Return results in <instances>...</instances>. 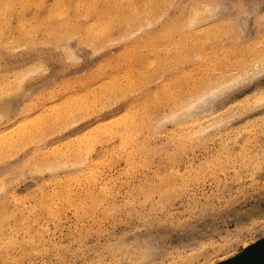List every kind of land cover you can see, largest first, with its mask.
I'll return each instance as SVG.
<instances>
[{"label": "rangeland", "instance_id": "1", "mask_svg": "<svg viewBox=\"0 0 264 264\" xmlns=\"http://www.w3.org/2000/svg\"><path fill=\"white\" fill-rule=\"evenodd\" d=\"M60 1L42 0L43 5L35 8L32 2L22 0L24 4H20L18 0H7L4 4L2 0L6 7L3 14L7 16H3L0 29V82L12 80V76L15 79V70L21 67L40 69H34L37 72L23 77L25 87L30 89L29 94L36 91L31 97L33 102L9 123L0 122V131H3L0 136L10 133L11 129L13 131L15 125L18 128L21 123L30 125L35 122L32 118L33 122L24 119L34 118L39 110L41 113L45 109L51 112L50 90L55 92L57 88L62 94L56 93V98L61 97L62 100L65 95L68 98L74 94L76 97L88 94L86 97H89L86 92L91 94L94 89L92 97H96L91 100L92 103H88L87 108V103L82 107L85 110L90 107L92 110L95 107V111L96 108L100 110L89 113V109L87 115L83 114L82 117L79 109L78 113L71 110L72 114L65 115L66 118L47 117L44 126L36 127V138L24 136L23 140L24 137L17 138L15 133H10L16 136V140L22 141L13 142L10 148L7 146L9 142L0 146L5 148L0 149V164L6 165L10 160L9 153H15V147L18 148L21 142L25 148L18 155H25L24 159H27L23 166L25 168L22 167L24 176L8 190L0 191V264H182L193 256L198 258V264L202 260L201 264H213L238 253L243 248V242L250 243L262 237L264 106L253 100L258 93H264V77L257 76L251 82L239 84L211 102L210 111L207 110L209 106L204 107L206 109L198 108L200 114L196 110L198 115H193V118L176 122V118L185 116L188 111L184 109L175 115L171 112L178 109L182 97H186L193 88L194 97L199 96L210 88L220 72L225 71L227 76H231L242 73L249 61L253 63L254 59H240L238 52L235 56L231 43L236 46L246 43L249 51L254 41L264 34V0H202L213 5L210 10V13H214L212 15L220 13L213 16L212 21L216 23L213 34L222 38L206 42L209 43L207 46L210 49L229 47L228 60L222 57L220 49L223 60L194 55V67L188 61L179 62L177 66H174L175 63L168 64L171 70H165V67L164 72L157 71L155 58L169 46L172 48L169 47V53L175 49L173 44L159 48L160 39L157 37L156 42H152L153 47L147 45L150 50L153 49L150 51L147 48L146 54L149 56L144 54L142 62L138 59L142 56L131 62L122 59L115 61V66H120L122 70H119V74H110L113 79L105 76L101 79L99 85L105 83L102 97L98 92L101 85H97L99 73L90 76L92 78L82 77L81 83L72 84V76L81 79V71L94 66L96 62L98 64L99 56L103 55L100 50L92 52L89 44L84 43L79 35L69 33L66 42H72L69 39L72 37L75 41L71 45L82 48L78 49L81 58L75 61L68 53L64 55L54 42L48 44L40 42L39 37L28 38L30 25L35 23L36 16L42 15L53 5L63 4ZM186 1L175 0L173 6L165 11L166 19L178 16L179 7ZM18 10L20 12L17 14ZM82 15L79 23L86 21ZM223 25L227 30L223 29ZM224 30L225 33L222 32ZM244 33L248 35L246 38ZM259 46L264 47V44ZM115 47V44H110L112 50ZM181 67H191L194 78H184L179 72ZM44 68L46 71L42 70ZM213 68H216L215 72H212ZM64 80L72 82L63 89ZM108 80H114L115 86L119 84L116 92L115 88L107 91ZM120 84L124 85L120 87ZM69 89L73 90L71 93L82 90L85 94H78L77 91L63 93ZM48 105L50 108H47ZM128 105L129 114L126 117L121 112L124 110L123 113H126ZM113 121L116 124L110 125ZM104 125L107 133L102 130L105 129ZM154 125L156 128H151ZM65 138H72L68 146L62 142ZM55 143L57 145L53 147ZM6 147L9 153L5 152ZM34 157L37 158L36 162ZM78 160L80 164L71 168L68 166L70 161ZM45 161L69 162L61 175L49 179L44 165L37 166ZM33 162L35 165H32ZM35 166L42 171L41 175ZM40 185H43L42 189ZM39 189L44 196L34 200V194H38ZM31 208H34L33 212ZM227 240H232L233 245L226 250L222 248L224 251L221 248L216 251ZM144 249L145 254H142Z\"/></svg>", "mask_w": 264, "mask_h": 264}, {"label": "bare ground", "instance_id": "2", "mask_svg": "<svg viewBox=\"0 0 264 264\" xmlns=\"http://www.w3.org/2000/svg\"><path fill=\"white\" fill-rule=\"evenodd\" d=\"M6 1L7 0H4V4L6 3ZM18 1L20 2V4H24L22 2V0H18ZM23 1L25 3L32 2L35 8H40L43 5L42 0H34V1L33 0H23ZM174 1L175 0H62L60 2L63 4L53 5L49 10H44L42 15L36 16L37 19L34 17L36 19V21H35V23L30 25V33L28 35V38L39 37L41 40L40 42H44V43H48V44L54 42L55 46H59L61 49V52L65 53L64 55H66V53H68L70 58L74 59L75 61H78V59L81 58V56H82V55L81 56L79 55V50H78L81 47L77 48V47L71 45L73 43V40H74L72 37L69 38L70 40H72V42L71 41H70V43L66 42V40L68 41L67 35L69 33H75V34L79 35V37L82 39V41L84 43L89 44L88 46L91 47L92 52L97 53L98 50L101 51L100 53L103 55L99 56L98 64L96 62L94 66L92 65L88 69H86L85 71H81V74H80L81 79L79 76L77 79H76V75L72 76L74 79L73 82L71 81L72 84L74 82L75 83H79V82L81 83L83 81L82 77L83 78L87 77V76L90 77V76H94V75L99 73V80L97 79L98 84L96 82V84L99 85V83L102 82L101 79H103L104 76H105V78H107V77L111 78L110 74H116V73L119 74L120 66H118V67H117V65L115 66V61H117L119 59L127 60V61L130 60V62H131V60L133 61V59H137L138 56H142V57L138 58V59H140V62H142V58L144 57L143 55L146 54V51L148 48L147 45H151L153 47L154 45H152V42L157 37L160 39V47L159 48H161V49L166 48V46H169L172 44L175 46V49L170 53H169L170 50H168L170 46L166 48L167 49L166 51H161V55H159V53L157 52L159 55V57L155 58V62L157 63V67H158L157 71L162 72L165 67H166L165 70H167L168 69L167 65L171 64V63H172V65H173V63H175L174 66L175 65L177 66V64L179 62L183 63V62H188V61L191 62L190 66L194 67V58L196 59V56H198V57L200 56V57H204V58L207 56V57H209V60H213V59L223 60V58L227 59V56L229 53V49H228L229 47L223 46L221 48L216 47V48L210 49L207 46L209 43H206V42H210L213 39H217V38L221 39L222 38V37L220 38V36L217 37L215 34H213L214 29H215L214 25L216 24V23H213V21H212L213 16L220 14V13H215V15H212L214 13L213 12H211L212 14L210 13V10L213 8V5L211 6L209 2L208 3L203 2L202 0H187L185 4H183L182 6L179 7L178 16H175V17L170 16L166 19L165 11L168 9V7L173 6ZM8 2H10V1H8ZM13 3H15V2H13ZM4 4H2V0H0V29H1L3 21H4L3 16H7V15L3 14L4 13V10H3ZM7 4L10 6V3H7ZM7 4H6V6H7ZM211 4H213V3H211ZM16 12L18 14L20 12V10H18ZM82 14L86 17V21H84V23H79L80 18H82L81 17ZM5 20H7V19H5ZM18 21H20V19ZM258 21H259V19H258ZM5 22H7V21H5ZM21 23L23 24L24 22H21ZM157 23H159L158 26H156ZM221 24H223V23H221ZM20 25L21 24H19V26ZM223 29L227 30V27L225 25H223ZM238 29H240V27ZM244 30H246V29H244ZM19 32H21V31H19ZM222 32L225 33L226 31L224 30ZM245 33H247V32H245ZM245 33L243 35H246V36H244L246 38L248 35ZM240 34H241V32H240ZM260 37H261V39H260ZM260 37H258V39H256L254 41L253 47L249 51H247L248 48L246 47V45H247L246 43L239 44L238 46H236V44L231 43V48H232L233 54H235V53L237 54V52H238V54H239L238 57L244 61L248 60V59H254L253 63H251L249 61L246 64V68L243 70L242 73H236L234 75L227 76V74L224 73L225 71L220 72L215 77L214 83L211 86H209L210 88L206 89L205 91H202L200 94H198L199 96L194 97V88H193V90L190 93H188L186 97H184V98L182 97L181 102L178 103V109L171 112L172 115H175L176 113L181 112L184 109H186L188 111V113L185 116L182 115L180 118H178V119L176 118V122H177V120H186L189 118H193V115L195 117V115L197 114L196 113L197 111H198V114H200L198 108L206 109L204 107L209 106V108L207 107V110L210 111L211 110L210 109L211 102H214L215 100L219 99L220 95H225V94L229 93L233 88H235L236 86L239 85L235 82L240 81L241 78L244 77L246 73H250L251 71L258 69L259 66L264 64V59H263L264 58V47L259 46V45L264 44V34ZM237 38H238V36L235 38V40H237ZM156 40H155V42H156ZM26 42H28V41H26ZM3 44H4V42H3ZM110 44H115L116 47L112 50L110 48ZM22 46H24V45H22ZM240 46H243V47L241 50H238V48ZM20 47H21V45H20ZM104 49H107V50H104ZM148 49L150 50V47ZM152 49L153 48H151L150 51H152ZM220 49L222 51V57L223 58L220 56ZM105 51H109V52L105 53ZM107 53H109V54H107ZM218 53H219V55H218ZM236 54H235V56H236ZM194 55H196V56H194ZM148 56H149V54L147 55V57ZM197 59H199V58H197ZM135 61H137V60H135ZM83 62H85V61H83ZM128 65H130V64H128ZM37 66H38V64H37ZM125 66H126V64H125ZM148 66H149V64H148ZM169 66H171V65H169ZM143 67H144V65H143ZM191 67L188 69H184L183 67H181L179 69V72L181 73V75L184 78H188V77L194 78L193 77V70ZM172 68H173V66H172ZM34 69L38 70L40 68L34 67ZM34 69L30 68V66L18 68L17 70H15L16 71L15 79L12 76V78L14 80L8 79V81L5 80L3 83L0 82V98H2V99H0V122H3L5 124L9 123L13 117H16L19 114H21L26 109V107H28V105L31 104V102H33L31 97L33 94L36 93V91H33L31 94H29L30 89L25 87L23 79L25 78V76H29V75L33 74L34 71L37 72V70H34ZM169 69H170V67H169ZM42 70L46 71L45 68ZM18 71L22 72V74L21 75H20V73L18 74ZM44 71H42V72H44ZM215 71H216V68H213L212 72H215ZM17 74L19 76H17ZM82 75H84V76H82ZM90 78H92V77H90ZM73 79H71V80H73ZM111 79H113V78H111ZM76 80H77V82H76ZM80 80H82V81H80ZM71 82H70V80L69 81L64 80L62 82L63 83L62 88L64 89ZM104 84H102V85L100 84L101 86L99 85L100 87H98L99 88L98 92L100 91L99 94L101 95V97L105 94V90H102V87L104 86ZM90 85L92 86V84H90ZM122 85H124V84H122ZM122 85L120 84V87H122ZM114 86H115L114 80H108L107 81V91H110L112 88L113 89L115 88V92H116L119 88V84H118V86H115V87ZM94 87H95V85L93 86V88ZM91 88H90V90H91ZM53 89H55V88L53 87ZM71 90L72 89L65 90L63 93L65 94L67 92H70ZM84 90H86V87L84 88ZM92 90L93 91L91 94H90V92H88L86 90L87 91L86 93H89V95H90L89 97L88 96L86 97V95H88V94H86L83 97L82 95L80 96V95H77V93H76V95L78 97H76L74 94V96L72 95V96H69L67 98V96L65 95V98L63 96V100L61 97H60V99L56 98V93H59L60 95L62 94V91L59 90V88H57L55 90V92H54V90H50V93L52 95V99H50V102L54 106V107L51 106L52 107L51 112H49L50 110L49 111L47 110L49 113L48 114L47 111H45L46 110L45 109L44 111L42 110L44 113H41L39 110L38 111L39 114H37L38 112L36 111L37 113L34 114L35 115L34 118L30 117L29 119L28 118L24 119V121L26 120L27 122H28V120H30L31 122H33V121H35V122L30 123V125H23L25 122L23 124L21 123V125H23V126L20 125L21 127L18 126V128L16 127V125L14 126L15 128L12 125V127L16 130L13 129V131H12V129H11L10 133L11 134L15 133L17 138H18V136H19V138H21L20 136H22V137L29 136V138L31 139V135L34 138H36L37 137V134L35 133V131L37 130L36 127H38V126L40 127L41 125L44 126L45 125L44 123L46 122L45 118L46 119H47V117L53 118L55 116L58 119V118L64 117L65 115L68 116V114L71 112V110H74V111L76 110V113H78L79 110H81V111L85 110V108H84L85 104L87 103V105H86V108H87V106H89L88 103L89 102L92 103L91 100L94 97H96L95 95H94V97H92V95L95 94L94 89H92ZM60 91H61V93H60ZM76 91L78 92V90H76ZM76 91H74V92H76ZM74 92H72V93H74ZM80 92H82V94H85V93H83L84 91H82V90H80L78 92V94H80ZM71 94H68V95H71ZM57 97H59V95ZM90 97H92V98L89 99ZM104 97H106V96H104ZM87 99H88V102H87ZM254 99L255 100H253V101L256 103H258L259 100H264V93L263 92L258 93L257 95L254 96ZM60 100H62V101H60ZM68 100H70L71 102ZM77 100H78V102H77ZM95 100H97V99L95 98ZM5 101H6V103H5ZM68 102H70V103L68 104ZM93 102H94V100H93ZM231 103H232V101H231ZM231 103H229V104L232 105L233 103L232 104ZM238 103H240V101ZM229 104H227V105H229ZM129 105H130V103H129ZM129 105L127 106V108H125L126 113H123L124 110H123V112H121L126 117L129 114L127 112V110L130 107ZM82 106H84V107H82ZM93 106H95L94 103H93ZM226 106H224V108ZM47 108H50L49 105ZM89 109H91V110H89ZM89 109L85 110L86 114H85V111H83V113L80 111V114H82L81 117L83 116V114L87 115V113H88L87 110H89V113H90V111L95 113V112H97V109L100 110V108H96V111H95V107L93 109L94 111L92 110L91 107ZM219 110H217V111L219 112ZM207 112H204V113H207ZM70 114H72V113H70ZM201 114H203V113H201ZM30 115H33V114H30ZM211 115L213 116V112L211 113ZM239 115H241V114H239ZM78 117H79V115H77V118ZM126 117H124V118H126ZM23 118H25V117L23 116ZM31 118L33 121L31 120ZM64 118H66V117H64ZM124 118H122V119H124ZM130 118H133V116H131ZM163 119H170V118L163 117ZM108 120H109V118H108ZM129 121H130V119H129ZM129 121H128V123H129ZM74 122H76V121H74ZM114 122L115 121H113V124H111L112 122H110V125L116 124V122L115 123ZM71 124H73V123H71ZM105 125L107 126V124H105ZM110 125H108V127ZM106 126H105V129L103 128L102 130H104L107 133ZM50 127H51V125H50ZM152 127L156 128L155 125L151 126V128ZM241 127H242V125H241ZM59 128L62 129L61 127H59ZM90 128H91V126H90ZM109 128H111V127H109ZM109 128H108V130H109ZM45 129H43V131ZM111 129H113V128H111ZM241 129H240V131H242ZM55 130L56 129H54V131ZM248 130H250V128ZM1 131H2V129H1ZM1 131H0V133H1ZM46 131H47V129H46ZM246 131L247 130H243V132H246ZM7 132H9V130H7ZM130 132H131V129H130ZM130 132H129V134H130ZM10 133H8V134L4 133V135L0 136V146L4 145L5 142H9L7 146H8V148H10L9 145H12L13 142L21 140V139L16 140L15 139L16 136L9 135ZM34 133L36 134V136L33 135ZM133 133H135V131ZM88 134H89V132H88ZM135 134H137V133H135ZM237 134H239V133H237ZM89 136H91V135H89ZM133 136H134V134H133ZM72 137H75V136H72ZM22 139L24 140L25 137ZM26 139L28 141L30 140L28 138H26ZM27 140H25V141H27ZM30 141H32V140H30ZM36 141L37 140L35 139V143H36ZM71 141H72V138L71 139H68V138L62 139V142L67 144L66 146H68ZM33 142H34V140H33ZM33 142H31V143H33ZM125 142L126 141H124V143ZM21 143L18 145L19 146L18 148H16L17 146L15 147V150H14L15 153L13 152L12 155H10V153L6 147L7 151H5V152L9 153L8 157H10V160L6 163V165L0 164V191H2V192L11 188L12 185L16 181L20 180L24 176L23 174L25 173V171H23L22 169L25 168L23 166L26 165L25 162L27 161V159H24L25 155L24 156L18 155L23 150V148H25V147H22ZM23 143H24V141H23ZM36 145H38V144H36ZM55 145H57V144L55 143L52 146L55 147ZM52 146H51V148H52ZM58 147L56 146V148H58ZM1 148L2 147H0V149ZM2 149L5 150V148H2ZM41 149H40V151H41ZM32 150H34V149H32ZM60 150H62V149H60ZM133 151H136V150L133 149ZM56 152H57V150H56ZM56 152H53V153H56ZM56 154H58V153H56ZM5 155H6V153H5ZM49 155L50 154L45 155V156H49ZM51 155H52V153H51ZM83 155H84V153H83ZM52 157H54V156H52ZM34 159H35V157H34ZM36 159L34 162H36ZM43 159H45V158H43ZM31 160H33V159H31ZM47 160H49V159H47ZM51 160H52V158H51ZM55 161H57V160H55ZM83 161H84V159H83ZM34 162L32 165H35ZM68 162L69 161H67V163ZM76 162H78V163H76ZM76 162L70 161L68 163V166L71 168V166L73 167V166L80 164L79 160ZM67 163L64 161H63V163H62V161H59V162H54V161L53 162H47V161H45L44 163H41L39 165H37V163H36V165L37 166L44 165V169H46L45 172L48 171L49 179H51V178L58 176L60 173H62L61 171L64 169L65 166H67ZM30 167H32V166L30 165ZM36 168H34V169L32 168L33 171H37V170L39 171V168H37V170H36ZM41 172L42 171H39L40 175L42 174ZM69 176H68V178H69ZM43 182H44V180H43ZM40 187L42 189L43 185H40ZM66 187H70V186H66ZM71 188H72V186H71ZM41 189H39L38 194L37 193L34 194V200H36L37 197H38V200H40L44 196V193L40 192ZM54 191H56V189H54L53 192ZM2 192H0V193H2ZM39 192L42 194H39ZM59 196H61V195H59ZM10 200H11V198H10ZM52 201H53V198H52ZM69 201H70V199H69ZM31 210H32V208H31ZM33 210H34V208H33ZM33 210H32V212H33ZM54 213H56V211ZM15 235H16V233H15ZM10 238H11V236H10ZM15 238H13V240ZM7 239L8 238H6V240ZM262 241H264V235L262 237H260L259 239H256V241H252L250 243L243 242L244 243L243 248L238 253H236V254L232 253L233 255H231V256H228V257L222 258V259L220 258L221 259L220 261H217V262L214 261L215 263H213V264H231V263L237 261L238 258L245 256L246 253H248V252L250 253L251 251H256L259 247L257 245L260 244V242H262ZM14 242H15V240H14ZM232 245H233V241L227 240L226 242L225 241L222 242V245H221L222 247L217 246L218 248H216V247L215 248H216V251H217V249L220 250V248L221 249L224 248L226 250V248H229ZM145 249L141 252H144ZM224 249H222V250L224 251ZM142 254H145V252ZM199 255L200 254H198V256ZM147 256H148V252H147ZM143 258L145 259V257H143ZM144 259H142V260L144 261ZM138 261H140V260H138ZM202 262H203V260L201 262H199V264H201ZM183 263L184 264H198V258L193 256V257H191V259L182 262V264ZM204 264H206V263H204Z\"/></svg>", "mask_w": 264, "mask_h": 264}, {"label": "water", "instance_id": "3", "mask_svg": "<svg viewBox=\"0 0 264 264\" xmlns=\"http://www.w3.org/2000/svg\"><path fill=\"white\" fill-rule=\"evenodd\" d=\"M256 251L246 253L245 256L238 258L237 261L231 264H264V241L260 242ZM236 260V259H235Z\"/></svg>", "mask_w": 264, "mask_h": 264}, {"label": "snow or ice", "instance_id": "4", "mask_svg": "<svg viewBox=\"0 0 264 264\" xmlns=\"http://www.w3.org/2000/svg\"><path fill=\"white\" fill-rule=\"evenodd\" d=\"M257 76L264 77V65L259 66L255 72L246 73L245 76L242 77L240 81H237L235 83L237 84L248 83L255 80ZM258 104L264 106V100H259Z\"/></svg>", "mask_w": 264, "mask_h": 264}]
</instances>
